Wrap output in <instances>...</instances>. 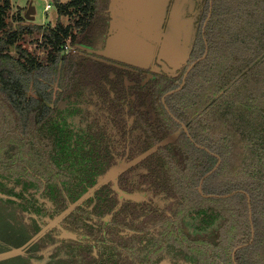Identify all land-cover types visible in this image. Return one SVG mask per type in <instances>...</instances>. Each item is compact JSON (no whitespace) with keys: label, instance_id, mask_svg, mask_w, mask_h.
Wrapping results in <instances>:
<instances>
[{"label":"trees","instance_id":"trees-1","mask_svg":"<svg viewBox=\"0 0 264 264\" xmlns=\"http://www.w3.org/2000/svg\"><path fill=\"white\" fill-rule=\"evenodd\" d=\"M51 1L72 23L58 21L54 28H45L23 23L25 17L18 14L16 28L7 20L11 1L0 2V186L4 183L8 193L5 200L11 202L14 194L22 199L13 200L16 206L32 204L39 213L46 203L37 202L45 199L54 204L55 215L90 193L87 200L95 196L96 226L77 217V208L64 217L79 219L76 228L95 236L99 249L109 243L108 235L147 220L161 225L162 244L178 249L186 264H235L232 251L242 243L247 244L236 250V264H264V0H211L204 34L210 0H201L194 42L181 73L161 74L129 88L135 94L130 105L139 113L137 123L145 137L137 156L145 169L143 183L167 200L160 215L150 211L139 222L122 220L124 208H114L115 197L96 181L109 160L100 140L105 126L75 127L67 120L73 113L83 114V108L73 104H80L81 97L92 100L86 91L102 93L97 92L98 103L111 121L119 118L114 108L126 99L121 73L110 79L109 66L75 48L104 43L108 22L102 12L108 0ZM24 34L41 36L40 56L18 41ZM66 39L74 50L61 53ZM205 45L206 55L188 71L183 86L163 100L179 86L187 65L203 55ZM55 82L59 91L49 105L48 87ZM62 102L67 103L64 109ZM141 106H147L146 111H140ZM147 109L154 111L151 121ZM218 159L217 168L203 179V193L211 194L204 196L197 186ZM33 193L37 197L28 195ZM127 199L129 207L136 208L134 199ZM107 214L108 222L102 219ZM17 216L27 231L29 212L24 209ZM183 219L192 221L191 233L184 231ZM251 224L254 237L249 242ZM40 229L36 224L34 232ZM24 242L20 238L17 246Z\"/></svg>","mask_w":264,"mask_h":264},{"label":"flooded vegetation","instance_id":"flooded-vegetation-1","mask_svg":"<svg viewBox=\"0 0 264 264\" xmlns=\"http://www.w3.org/2000/svg\"><path fill=\"white\" fill-rule=\"evenodd\" d=\"M191 1L192 3L186 2V0H180L178 4H176V7H178L176 9L178 12L176 14L177 19L174 22H172L171 28L173 32L176 33L177 39H179L178 38L180 35L179 30L181 29L179 26V21H180L179 15L184 18H190V20H192L193 16H197L196 14L198 13V5L201 0H191ZM107 2H108L107 6L103 10L102 14L107 18V22H108L107 27H109L112 12L113 13L117 12L118 5L116 7L117 9L114 8L112 11H110L109 8H110L111 0H108ZM119 9L121 10V8ZM166 23H167V20H166ZM166 23L164 24L167 26ZM193 25L195 26V22H193ZM150 31L153 32L154 28L153 30H150ZM202 33L204 34L203 29H202ZM158 36H160V33L158 34ZM170 36H171V32L167 33L165 28H163V33L161 34V37L164 38L166 41H168L167 37H170ZM104 43H102L101 46L97 48L104 47ZM171 44L172 43H170L169 46H162V42H160L158 45L154 43V47H152L153 53L151 55L150 63L146 68L135 67L133 65H129L126 63L118 62L113 59H109V58H105L102 56L89 53V57L94 58L98 62H101L102 65L104 64L107 67L109 66L110 79H116L117 74L121 73V79L125 83V87H126V90H125L126 99H121V103H122L121 107L118 106L117 108H114L115 109L114 112L120 115L119 118H117L116 121L108 120L110 124L108 126H105L104 129L102 130L103 137L100 138V140L103 142L104 146L107 149V152L109 154L108 156L109 160H108V165L105 168V170L96 174V178H97L96 181L99 182V185L101 184V187L104 186V188L107 187L110 190V193H109L110 197L111 196L115 197L116 201H114V208L115 207L124 208L122 209L123 212L121 214L122 220L123 219L124 220L133 219L134 222L143 221V219L146 217V215L150 211H153L156 215H160V212H162V210L165 211V209L167 208V204H166L167 200L162 197V194L160 193L154 194L153 188L147 189L148 188L147 184L143 183L144 180L142 177V173H144L145 169H144L143 164L141 163L142 162L141 159H139V157L137 156L142 152L141 148L143 147V142H144L145 137H144V131L141 125L137 123V119L139 118L138 117L139 113L134 112V110L131 108V105H130V101L132 98L135 97V94H131L129 91V88L136 86V85L141 87L144 85L146 81L154 80L161 74L164 75L167 73L173 76H177L179 75V73H181L182 66L187 63L186 59L188 58L187 56L188 51L185 53V56L182 59L183 61L178 59L179 56L176 57L177 58L176 61L178 62L177 65L180 66V68L176 70V67H172V63L168 60L169 54L171 53L176 54L177 52L175 50L176 41H175V45L173 44L171 45ZM80 53L86 56V53L88 52H86L85 54L84 52L83 53L80 52ZM189 64L187 65V67L189 66ZM182 78H183V75H182ZM110 86H111L110 83L105 84L106 89H110ZM97 92L99 91L92 90L89 92L87 91V94L94 101L100 102L101 95L97 94ZM109 92L111 96H114L113 91H109ZM146 108L147 106H141L140 111L142 112L146 111ZM110 111L113 112V109H110ZM148 112L151 115L150 116V121H151L154 117V111L149 109ZM133 160H135L134 163L130 164L129 166L124 168L122 171L116 174L114 182H112V180L101 181L102 176L105 175L109 171V169L113 168L114 165L121 162L119 165H121V168H122L123 165L129 162H132ZM141 192L142 193L149 192L152 196L158 199L159 203H154V201L152 200H149V201L141 200ZM125 194H127V196ZM128 195H135V198H132L134 200H132L131 202L136 206V208L129 207L128 202L130 201L127 198H131V197ZM44 201L46 203L44 206L45 208L44 211L48 212L49 214H53L54 204L51 201H48L45 199ZM88 202L91 205H87L86 203H81L80 204L81 206L77 208L78 210L77 217L83 218L86 222H88L92 226H96L97 218H96V215L92 211L95 206V196H93L90 201L88 200ZM124 206L127 208H125ZM172 209L174 211V207H172ZM173 211L166 210V212L169 215H171ZM107 215H110V214H107ZM107 215L103 216L102 219L108 222L110 218L106 217ZM41 221H42V218L37 219V221L34 222V225L41 224L42 223ZM78 222H79V219L77 218L75 219H68L67 217L62 218L58 222L57 225H54V227H52L48 232H46V234L43 237V240L39 239V241L35 244L36 246L34 245L35 246L34 248L41 249L42 244L50 245L54 241H57L58 247L62 249H66V245L70 243L71 246L69 248H74L75 250H78L81 253L87 252L86 248L90 247L89 246L90 244L93 245L92 246L93 248L98 247L97 240L93 235L82 233L83 229H81L80 227L78 229L76 228L75 225ZM185 223L187 225L189 222L183 219L181 225H184L185 227ZM65 224L67 225L66 233H64V229H62L63 225ZM191 224H192V221L191 223H189V225ZM161 229H162L161 225L154 226L153 224H150V222L147 223V220L144 222V224H140V225L136 224L135 227L133 228L126 226L124 228H121V230L119 229L118 235L116 234V235L107 236L109 243H107L105 247L101 249H99L98 247L97 255L94 256L95 261H97L96 264H106L108 257H110L108 253L109 251L111 252L112 256L116 258L115 260H117L114 262V264H122V259H121L122 257L120 256L122 254V251H120V249H123L125 247L120 244V241L124 242L126 239H128L132 243V245L134 246L133 248H135V251H140V252L144 250L146 251L145 254L143 255L146 258V261L144 262V264H186L184 259L181 257H178L177 260L174 259L172 262H169V261L168 263L165 262L166 260L165 256L167 255L171 247L169 245L162 244L163 242L161 241V235H160ZM68 231H71L72 233ZM64 234H73L75 237L73 239H69V238L65 239L64 237H61ZM92 236L95 239H92L93 238ZM113 240L116 242H113ZM66 242H69V243H66ZM81 261L84 264L88 263L87 259L81 258ZM124 264H135V263L127 260V262Z\"/></svg>","mask_w":264,"mask_h":264},{"label":"rangeland","instance_id":"rangeland-1","mask_svg":"<svg viewBox=\"0 0 264 264\" xmlns=\"http://www.w3.org/2000/svg\"><path fill=\"white\" fill-rule=\"evenodd\" d=\"M1 1L2 0H0V2ZM10 1H11V8L9 10L7 20H9L17 28V27H19L20 22L17 21L16 18L18 16V14L24 15V14H22L23 13L22 9L24 7L23 8L20 7L17 4V2H14L13 0H10ZM48 1L51 2V6H52V10L49 11L48 14H49V16L51 15L50 17L53 16V19L47 21L46 22L47 24H43L44 26H46V25H50V26L55 25L56 26L58 21L62 24H67L70 19L72 20V18H67L68 15H66V14H65L66 16L60 15L58 13V9L55 6L53 7L52 1L51 0H48ZM59 1H61V0H59ZM63 1H68V0H63ZM179 1L180 0H125L124 9L119 10V6H118V9L116 8L118 11V12H116V14L118 16H120L122 18H124L123 16H125L131 22L136 23L139 26H141L142 28H144L145 31H148L152 28H154L155 31H159V30H162L163 28H165L167 33L171 32V36L174 38H172L170 36V37H167V40L170 41V43H172L173 45H175V41H176L175 50L177 51L176 52L177 55L174 53L169 54L168 60L172 63V67H176V70H178V68H180V66L177 65L178 62L176 61L177 60L176 57L179 56L178 59L183 61L182 59L184 58L185 53L188 51V48L190 47L191 43L194 42L193 39H194V34H195V28H194L193 22L196 21V19H195L196 16H193L192 20H190V18H184V17H181L179 15V19H180L179 26L181 29L179 30V32H180V35L178 37L179 39H177V35L175 32H173L171 25L173 22V18L178 13L176 10L178 7H176V4H178ZM186 2L192 3L191 0H186ZM34 3L36 5V9H37L36 20H40L45 15L44 13L46 12V10L43 9L44 1L43 0H34ZM179 13H180V11H179ZM56 15H58V20L56 18L57 17ZM45 19H49V18H44L43 20H45ZM166 20H167V23H166ZM23 23L30 24L33 22H31L27 19H24ZM164 23H166L167 26ZM202 29H204L203 26H202ZM177 34H178V32H177ZM195 39H196V37H195ZM66 40H67V42L69 41V39H66ZM18 41L20 43H23V45L26 48H28L30 51L36 53L37 56H40L43 53L40 35H36V34H29V35L26 34L25 35L24 34ZM70 45L71 44L69 43V46ZM68 50L64 48V50L61 51V53H64V51H68ZM70 50H74V46L71 45ZM9 51L12 54H14L15 53L14 46H10ZM180 53H182V54H180ZM172 54H173V56H172ZM89 65H93V63H91ZM83 72H84V70H83ZM85 88H88V86H85ZM48 91H51V94H52V96H51L52 98L49 101V105H50L52 103V100L54 99L55 95L59 91V87L57 86L56 82L53 83L51 85V87H48ZM86 93H87V91H86ZM81 98H82L81 99L82 102L80 104H73V106L79 105V107L83 108V115L81 113L80 114H74L73 113L72 115L67 116L68 117L67 120L69 122L73 121L75 124V127L81 126L83 128H86L88 126H90L92 128H97L98 126L104 127V126H108L110 124L107 120L108 117H106V114L108 113V111L104 105H102L103 109H101V104L94 101L92 98H91L92 100H88V101H86V99H88V98H86V99L83 97H81ZM66 106H67V103L62 102L60 104V109H64ZM89 109H90V111H89ZM96 121H98V122H96ZM134 162H135V160L123 165L122 168H121V165H119L121 162H119L118 164L114 165L113 168L109 169V171L105 175L102 176L101 181L112 180V182H114L116 174ZM11 181L13 184L15 183L12 179H11ZM6 184L9 186L8 183H6ZM2 188H5L4 183H3V185L0 186V215H1L0 216V253H1L0 254V264H29L28 256L25 257L23 252H21V250L25 251L27 248H30V246L35 245L37 242H34L33 238L36 235L46 234V232H48L52 227H54V225H57L58 222L62 218H64L65 214H67L70 210H74V209L80 207L81 203H86L87 205H91L87 200L88 197L91 196V194L86 193L79 200L74 201V202H70V205L68 206V208L66 210L59 211L55 215L49 214L46 211L43 212V209L41 210V212L37 213V212H35V208L32 206V204L26 203L23 205H17L16 206L14 204L15 203L14 201L20 202V201H22V199L18 196H15L14 194H13V197H14L13 200L14 201L12 200L13 203H12V201L10 202L9 200H5V199H8L6 196L8 193L4 192V189H2ZM29 191H31V189H29ZM28 195L31 198H33V197H37L38 193H33V194H28ZM9 198H11V197H9ZM141 200H146V201L152 200V201H154V203H159L158 199L156 197L152 196L149 192H146V193L141 192ZM43 201H44V199H40V201L37 202V206L39 205L40 202H43ZM85 208H87V207H85ZM24 209L27 212H29V214H30V218L27 219V223H28L27 231L21 225L23 222L20 219V217L17 216V213H20ZM106 217L111 218V215H107ZM34 218H35V220H34ZM38 218H42V221H41L42 223L39 224L41 226V229L38 232H34V228H35L34 222H36L37 221L36 219H38ZM56 220H57V222H54ZM66 227H67L66 224L63 225V227H62V229H64V233L67 232ZM184 231L191 233L190 229L188 228V224L186 225V223H185ZM68 232L72 233L71 231H68ZM94 237L92 239H95ZM20 238L21 239L25 238V242H24V244H20V246L18 247L17 243L19 242ZM120 244L125 247L123 249H120V251H122V254H121L122 258L120 257L122 259V264H124L127 260H129L130 262H133L135 264H144V262L146 261V258L143 256L146 252L145 250L142 252L135 251V248H133L134 246L132 245V243L128 239H126L124 242L120 241ZM89 246L90 247L87 248V251H90L91 253H93L92 251H98V247L93 248L92 247L93 245H91V244ZM109 246H111V245H109ZM44 247L45 246H43V248ZM14 249H21V250H18L21 253L14 255L11 258L10 257L9 258L3 257L4 252H7L9 250H14ZM175 252H177V253H175ZM108 253H109L110 257H108L106 264H114V262L117 261V260H115L116 258H114L112 256L110 251ZM180 253L181 252L178 249L171 247L169 249V252L165 256V258H166L165 262L168 263V261L172 262L174 259L177 260ZM80 255H81L82 259H87V261H88L89 254L82 253ZM89 260L92 262V264L97 263V261H95L94 256H92Z\"/></svg>","mask_w":264,"mask_h":264},{"label":"water","instance_id":"water-1","mask_svg":"<svg viewBox=\"0 0 264 264\" xmlns=\"http://www.w3.org/2000/svg\"><path fill=\"white\" fill-rule=\"evenodd\" d=\"M124 2L125 0H111L110 8H109L110 11L116 8L117 5L119 6V8L124 9ZM211 8L212 6H211V0H210L209 10H208L206 19L204 21L203 28L206 25V21L211 15ZM34 12H35V7L32 4V2H30L28 4L24 17L27 20L33 19ZM111 17H112V20L110 21V24L108 27L104 47L97 48V47L86 46L83 44H76L75 48L84 50L88 53H92L98 56L113 59L118 62L133 65L135 67L146 68L150 63L151 55L153 53L152 47H154V43L158 45L160 42H162V46L170 45V41H166L164 38L161 37V34L163 33V29L159 31L154 30L152 32L150 31V30H153L152 28L148 31H145L144 28H142L136 23L131 22L125 16H123L125 18L124 19L118 16L116 13L112 12ZM176 19H177V15H175V17L173 18V22ZM159 33H160V36H158ZM206 52H207V45H205V51L203 55L189 64V66L187 67L186 71L183 74V78L179 86L175 89H171L167 91L162 96L163 100L167 94L175 92L176 90L180 89L183 86L187 72L190 70V68L195 64L197 60L202 59L206 55ZM182 127L186 132H188L187 127L184 123H182ZM219 162L220 160L218 159L215 165L209 171L204 173L199 181L197 189L204 196H210L211 194L203 193V190H202L203 179L217 168V166L219 165ZM125 195L127 196V194ZM128 196H130L131 198H135V195H128ZM247 200L249 202V207H250V197L248 195H247ZM249 217L251 220V209L250 208H249ZM253 237H254V228L251 224V238L249 242L252 241ZM246 244L247 243H242L234 247L232 251V259L235 264L236 262H235L234 256H235L236 250Z\"/></svg>","mask_w":264,"mask_h":264},{"label":"crops","instance_id":"crops-1","mask_svg":"<svg viewBox=\"0 0 264 264\" xmlns=\"http://www.w3.org/2000/svg\"><path fill=\"white\" fill-rule=\"evenodd\" d=\"M13 1L14 2H17V4L20 7H22V8L24 7L22 9V12H23L22 14H25V12L27 10V7H28V4L30 2H32V4L35 7V12L33 14L34 15V18L33 19H30V20L28 19V20L31 21V22H33V23H35V24H41L45 28H54L55 27V25L54 26H50V25L44 26L43 25V24H47L46 23L47 21L53 19V16L50 17L51 15L49 16V14H48L49 11L52 10V6H51V8L48 11H46V12L44 11L45 12L44 13L45 15L40 20H36L37 9H36V5L34 3V0H13ZM53 7H54V5H53ZM60 15L66 16L64 14H60ZM56 16H57L56 18L58 20V15H56ZM44 18H49V19L43 20ZM67 18H70V16L68 15ZM111 20H112V17H111ZM69 23H72V20L71 19L69 20V22L67 24H69ZM63 25H65V24H63ZM73 27H74V25H73ZM74 30H75V28H74ZM54 222H57V220L54 221ZM44 235L45 234L36 235L33 238V241L34 242H38L39 241V238H40V240L41 239L43 240ZM61 237H64L65 239H68V238L69 239H73L75 236L73 234H64ZM66 243H69V242H66ZM35 246L32 245V246H30V248H27L25 251H23L21 249L9 250L7 252H4L3 257H8V258L10 257L11 258L14 255H17V254H20L21 252H23V254H24L25 257L28 256L29 264H84V263H82L81 257H80V254H82V253L79 252L78 250H75L74 248H69L71 246L70 243L66 245V249L59 248L57 241H54L50 245H44V244H42L41 245V249L34 248ZM43 246H45V247L43 248ZM18 250H21V252L18 251ZM92 252L93 253H91L89 251L83 252V253L89 254L88 261H87L88 263H86V264H91V261L89 259L92 256H96L97 255V251H92Z\"/></svg>","mask_w":264,"mask_h":264},{"label":"built area","instance_id":"built-area-1","mask_svg":"<svg viewBox=\"0 0 264 264\" xmlns=\"http://www.w3.org/2000/svg\"><path fill=\"white\" fill-rule=\"evenodd\" d=\"M50 7H51V3H50L48 0H44V6H43V9L47 11ZM64 48L67 49V50H68V49H69V50L71 49V45L69 46V41H68V42H67V40L65 41V43H64V45H63V50H64ZM69 50H68V51H69Z\"/></svg>","mask_w":264,"mask_h":264}]
</instances>
